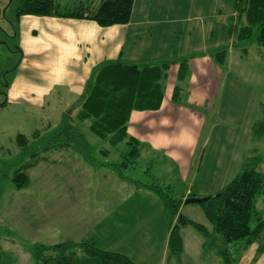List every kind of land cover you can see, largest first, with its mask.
Here are the masks:
<instances>
[{"label":"crops","instance_id":"1","mask_svg":"<svg viewBox=\"0 0 264 264\" xmlns=\"http://www.w3.org/2000/svg\"><path fill=\"white\" fill-rule=\"evenodd\" d=\"M159 1L161 0H135L130 22L110 27H103L92 20L58 16L26 15L14 22L7 20L2 11L0 31L5 32L3 23L10 27L12 32L6 36L9 39H16L19 54L16 68L12 71V79L7 80L9 77H4L7 89L3 105L15 104L29 112L34 110L40 113L46 109L47 104L52 106V103H48L49 100L58 101L65 98L71 99L72 107L84 95L87 83L95 70L103 64L121 61L130 65L146 66L190 58L189 79L179 82L180 66L177 63L172 64L161 108L156 111H134L131 114L128 134L138 139L146 149L163 155L162 160L169 162L172 174L177 175L181 188L172 187L169 182L162 183L160 179L157 181L152 171L145 179L151 176L153 182L170 187L173 192L178 196H184L185 199L190 195L196 198L210 197L222 191L239 175L246 162L254 155L260 154L261 148L263 150L260 157L263 161L258 170L264 174V135L255 133L258 122L255 126L242 128L243 125L222 122L220 113L227 96L234 97L237 104L241 94L252 93L254 88L249 85V89L245 90L244 86L247 85L243 81L245 76L232 73L233 66L237 68L242 62L243 54L231 49L224 69L217 65L210 55L211 51L219 50L226 43L225 18L228 16L220 11L217 29L214 33L210 30L212 39L208 38L200 44H195L193 38L180 48L172 43L175 34L178 35L176 27L179 23L172 20H178V17L171 16L166 19L164 15L166 5L158 4ZM2 2L0 0L1 7L4 8ZM183 2L184 16L189 20L190 2L186 0ZM176 4L180 6L179 2ZM92 8L94 7H90L91 10H95ZM188 23L189 21L185 22L183 32L191 38L195 32H192L193 27ZM204 34L208 37L209 31ZM9 73L11 72L6 75ZM176 84L181 87L183 101H187L188 105L195 108L173 103ZM223 132L228 135L230 143L220 140ZM256 138L257 145L253 150H249L251 145L249 141ZM237 151H240L241 155L230 176ZM228 161L229 164L221 171V175L211 172L205 175L213 177L211 184L206 186L198 181L202 170L207 171L215 167L217 171L219 165L222 168V164ZM136 187L144 188L143 184H136ZM262 203L264 204V200ZM159 207L162 210L159 235L152 233V236L132 240L136 237L134 236L117 248L115 243L102 245L110 241L107 233L103 236L100 249L126 255L135 264H227L225 258L218 255L217 247H215L217 250L209 247L199 232H188V226L181 227L179 233L182 252L178 255L172 254L169 241L175 223L168 218L161 199ZM98 208L106 211L104 204ZM181 211L184 218L196 222L189 219L196 218V210L184 204ZM185 211L188 217L184 215ZM205 226H208V223ZM157 238L161 247L159 253L155 248L156 245L159 246ZM215 240L216 243H220L219 238ZM238 247L232 248V264H264V234L244 251H239ZM156 256L159 258L156 259Z\"/></svg>","mask_w":264,"mask_h":264},{"label":"rangeland","instance_id":"2","mask_svg":"<svg viewBox=\"0 0 264 264\" xmlns=\"http://www.w3.org/2000/svg\"><path fill=\"white\" fill-rule=\"evenodd\" d=\"M1 1L3 6L5 5L3 13L7 20H14V8L18 0ZM102 1L57 0L56 2L61 10L71 9V6L76 8L80 4L97 10L96 5ZM186 1L190 2L189 20L187 16H184L183 0L158 2V4L166 5L164 11L166 19L171 16L178 17V20H172L175 23L179 22L177 27L175 25L178 35L175 34L176 37H173L172 43L180 48L193 38L195 44H200L208 38L212 39L210 30L214 33L217 29L220 11L223 15L230 17L236 8V0ZM176 2H179V7ZM74 7L72 9H75ZM180 18L185 20L182 21ZM186 21H189L190 26L193 27L192 32H195L191 38L183 32ZM3 25L5 32L0 31V79H2L0 80V246L5 255L0 260V264H43L33 255L34 248L37 246L48 248L67 242H92L98 248L102 245L107 246L109 243H115V247L118 248V245H124L123 242L134 236L136 237L132 240L152 236V233L159 235V219L162 215L159 207L160 199L145 188H137L136 184H143L144 181L153 182L151 176L143 179L145 170L151 166L157 181L160 179L162 183L169 182L172 187L181 188L177 175L172 174L169 162L162 160V154L151 152L144 147L136 169L129 170L127 180L123 181L108 167L100 170L96 168L119 160V149L128 151V147L122 145L117 150L109 142L95 136L89 129V122L80 124L77 103L71 107V99L49 100L48 103H52V106L47 104L46 109L40 113L34 110L29 112L15 104L3 105L7 89L4 77L8 76L7 80L12 79V71L16 68L19 59L16 39H9L6 36L12 31L10 27H6L5 23ZM207 31H209L208 37L204 34ZM263 52L264 49L262 50L258 45L252 46L250 54L242 57V62L240 61L237 68L233 66L234 74L240 73L245 76L243 78L247 84L244 86L245 90L249 89V85L254 89L251 91L253 94L247 92L241 94L237 104L234 97H226L220 112L222 122L243 125L242 128H244V126H255L257 122L264 119ZM8 72L11 73L6 75ZM59 126L75 128L77 134L79 133L76 136L77 141H73L71 146L52 142V134ZM19 135L27 139L28 146L25 149L18 144ZM220 140L228 143V135L223 132ZM251 140L249 150H253L258 142L257 138ZM75 147L81 151L76 152ZM262 150L263 148L258 155H261ZM240 155V151L235 152L230 176L239 162ZM158 161L161 165L157 163ZM228 164L229 161L222 164V168L219 165L217 171L215 167L207 171L202 170L198 181L200 180L206 186L211 184L213 177H205V175L211 172L219 176ZM26 166L32 167L25 171ZM18 171H25L29 177V184L21 190L15 187L13 181ZM174 197L178 198V196ZM179 197L185 200L184 196ZM263 200L264 196L259 198L257 208L264 216ZM101 204L105 205L106 211L99 210L98 206ZM189 208L196 210L197 213L196 218L189 219L202 225L207 224L202 204H192ZM184 215L188 217L187 211ZM182 217L180 210L179 218ZM173 223L176 225L177 220ZM188 227V232H197L191 226ZM107 233L110 241L103 243V236ZM213 240L210 245L213 249L217 247L218 252L222 253L220 255L225 258L227 253H225L226 247L221 246L223 242L220 240V243L215 242V245ZM158 241L159 238H157ZM155 248L159 253L160 243ZM73 251L76 257L83 256L81 250ZM232 252L233 250L230 249L231 256ZM67 253L71 254V252ZM158 258L159 256H156V259ZM225 262L232 264V258L229 261L225 258Z\"/></svg>","mask_w":264,"mask_h":264},{"label":"trees","instance_id":"3","mask_svg":"<svg viewBox=\"0 0 264 264\" xmlns=\"http://www.w3.org/2000/svg\"><path fill=\"white\" fill-rule=\"evenodd\" d=\"M56 1L18 0L14 8V22L22 16L34 15L87 19L103 27L125 25L131 20L135 2V0H104L97 10H91L84 4L61 10ZM73 7L75 9H72ZM2 11L3 7L0 3V16ZM225 26V45L219 50L210 52L212 59L222 69L227 65L231 49L243 54L242 57L250 54L252 46L258 45L259 48L264 49V0H236L234 14L226 19ZM176 63L180 66L178 81L184 82L190 76V58L146 66L130 65L121 61L110 62L95 70L87 83L84 95L76 102L79 109L78 122L80 124L89 122L90 131L109 142L113 148L118 150L122 145L128 147V151L119 149V160L101 165L100 168L108 167L123 180H127L129 170L136 169L144 145L128 134L131 114L134 111H156L161 108L169 70L172 64ZM180 88V85L176 84L173 103L195 108L188 105L187 101H183ZM74 129L72 126L70 128L59 126L52 134V142L71 146L79 135ZM255 133L264 135V119L256 124ZM17 141L22 149L28 146L27 139L23 135H19ZM78 147L75 148L79 153L81 149ZM262 161L260 155H254L239 175L222 191L210 196L211 199L207 203L202 204L208 226L183 217L179 218L186 199L180 198L170 187L162 186L158 182H143V187L155 193L164 203L170 221L173 223L177 220L169 241L172 254L178 255L182 252L179 233L184 226H191L202 234L209 247H212V238H214L213 244L216 242L215 238H219L226 247L225 258L228 261L232 258L230 249L239 246V251H244L261 238L264 232V216L258 211L257 203L259 198L264 196V174L258 170ZM31 167L26 166L25 171ZM25 171H18L13 180L19 190L29 184V177ZM151 171L152 168L149 166L143 174V179L150 175ZM192 197L195 196L190 195L188 198ZM76 249L83 252L82 257L75 256L73 250ZM220 254L222 253H218ZM4 255L0 246V260ZM33 255L43 264H135L128 256L102 250L92 242H67L48 248L37 246Z\"/></svg>","mask_w":264,"mask_h":264},{"label":"water","instance_id":"4","mask_svg":"<svg viewBox=\"0 0 264 264\" xmlns=\"http://www.w3.org/2000/svg\"><path fill=\"white\" fill-rule=\"evenodd\" d=\"M211 197H205V198H187L184 202L185 205H192V204H204L207 203Z\"/></svg>","mask_w":264,"mask_h":264}]
</instances>
